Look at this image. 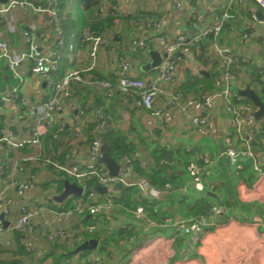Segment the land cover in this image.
Listing matches in <instances>:
<instances>
[{
    "label": "built area",
    "instance_id": "2783aa9c",
    "mask_svg": "<svg viewBox=\"0 0 264 264\" xmlns=\"http://www.w3.org/2000/svg\"><path fill=\"white\" fill-rule=\"evenodd\" d=\"M239 1L227 0L223 11L216 14L212 23L203 31L192 35L178 33L173 36L166 33L164 21L161 19L144 12H135L133 6L135 0L103 1L97 5L96 15L99 19H111V28L97 36L88 29H83L81 37L86 43L84 49L81 50L76 43H71L66 57L69 64L86 58L88 60L86 67L82 70L68 71L59 80H54L59 63V53L56 48L63 46V34L53 0H45L46 8L35 4L34 0H7L6 3L0 4V27L4 25V19L8 14L22 10L38 16L47 14L51 18V26L56 35L55 50L49 55L41 53L35 39L27 31L22 32L21 36L28 51L20 55L11 52L7 43L0 38V60L5 62L8 72L16 83L9 91L0 92V99L3 105L17 106L16 114L19 115L18 120L22 129L20 138H15L10 128L1 130L0 151L3 150V146L13 154L24 149L36 151L35 157L13 159L8 167L0 164V252L13 243V238L7 239L4 237V232L19 233L20 246L31 257L35 256L38 248L44 244L56 240L64 242L80 233L96 232V227L82 224L81 215L85 211L90 215L106 211L112 206L113 196L110 193L100 195L93 190L94 188H88L87 181L90 179L95 180L96 187L106 189L117 183H121L122 187L136 188L148 200L159 201L167 194V191L156 189L141 178H131L133 161H136L141 168L146 167L137 152L131 158H122L118 176H110L106 167L100 162L102 139L98 136V132L107 125L103 111L114 98L115 93L125 97L132 107L147 113L165 129L179 119L193 127L198 135L208 138L219 136V132L206 117L215 110L216 106L221 105L228 114L230 122V133H226L222 139L224 155L238 170H240L239 161L250 160L252 170L259 177H264V170L260 167V159L264 158L260 153V149H264V119L256 120V110L253 105L234 91L241 88L238 76L244 72L250 62L245 55L236 53L231 47L220 42L233 6ZM252 1L262 14L260 23L264 27V0ZM173 6L183 12L190 9L188 8L190 5L183 1H176ZM190 17L192 21L197 20L193 16ZM251 20L258 21L255 14H252ZM122 32L129 33L126 56L118 54L119 45L113 41L114 36ZM206 38L211 39L206 61L210 62V58H214L220 66V71L218 70L212 78L213 90L203 94L199 99H194L179 91L177 81L184 70L192 76L200 74L197 53ZM260 39L264 47V35ZM149 46L160 55V64L147 71L144 77H140L136 75L128 57L138 54L148 56ZM101 54L112 56V69L115 72L116 82L115 84L109 81L99 83L104 90L103 105L92 110L91 123H96V128L92 131L95 139L89 144L84 161L63 164L57 159L60 153L42 149L43 139L52 133V139L58 140V132L67 131L74 140L83 141L81 127L84 122L67 118L64 111L65 101H74L76 89L91 84L88 73L99 67ZM22 65L26 66L25 71L40 77L46 83L49 89L47 100L31 103L21 94L20 88L25 74L21 70ZM23 110L28 111V117L20 116L24 114ZM26 161L30 162L29 167L24 165ZM49 167L56 173L73 179V183L82 189L81 197L73 200L72 208L69 210L52 209L50 203L57 206L58 204L52 200L51 192L46 196L40 195L42 182L38 171ZM197 171L194 168L189 169L188 174L191 179ZM197 183L198 181L195 184ZM139 213H143V209ZM213 213L217 215L219 211ZM3 223H7L6 228ZM173 226L185 235H196L202 233L208 222L200 218L178 221ZM77 264L93 263L88 261Z\"/></svg>",
    "mask_w": 264,
    "mask_h": 264
},
{
    "label": "crops",
    "instance_id": "0c3cea01",
    "mask_svg": "<svg viewBox=\"0 0 264 264\" xmlns=\"http://www.w3.org/2000/svg\"><path fill=\"white\" fill-rule=\"evenodd\" d=\"M70 1L71 3L74 2V0ZM176 1L187 3L188 6L190 5L188 7L190 9L184 12L175 9L173 4ZM226 2L227 0H135L133 6L137 13L144 12L164 21V30L169 36H173L178 33L192 35L203 31L212 23L215 15L223 11L227 5ZM93 11L90 8L84 12L89 21L98 18L96 6H94ZM258 12L260 10L252 0H240L233 6L220 42L231 47L236 53L245 55L250 62L248 67L264 69V55L261 54L264 47H262L260 39L262 36L261 28L264 27L258 18L256 22L251 20L252 14L257 17ZM190 16L197 20L192 21ZM181 18H184V23L187 24L185 31H181L178 25ZM4 21V25L0 27V38L7 43L11 52L20 55L28 51L21 36L24 31L33 36L43 55H49L55 50L56 35L51 26V18L47 14L38 16L29 11L15 10L6 16ZM113 41L118 43L119 53L126 56L129 42L127 34L122 32L117 38L114 36ZM83 47L81 50L84 49ZM149 47V51H153V47ZM56 50L59 53V63L60 59L61 61L65 60L62 66L64 68L60 69V75L72 70H82L86 67L88 62L86 58L69 64L66 57L68 48L63 50L56 48ZM128 58L138 76H140L139 73H143L140 72V67L150 61L149 57L144 54H138L137 57L129 56ZM112 64V56L101 54L99 67L88 73L91 84L76 89L74 101H65L64 111L67 118L84 122L81 127L83 141L88 132L87 124L93 120L92 110L98 101L103 100L104 90L99 83L103 81L113 83L112 81L115 80ZM21 67H23L21 70L25 72L20 88L21 94L31 103H41L47 100L49 89L46 83L40 77L25 71L24 67L26 66L22 65ZM198 67H200V72H206L208 76L209 71L212 74L220 71V66L214 58H210V62L206 61L205 64L199 61ZM198 76L202 75L199 74ZM198 76H192L184 70L177 81L178 89L184 87L190 77ZM238 77L240 89L250 88V81L251 79L254 80L253 78L244 72ZM0 78L4 81V84L0 85V92H7L14 86L15 82L3 60H0ZM202 95L195 97L197 95L193 92L189 94L190 98L194 99H199ZM113 99L110 103V107H112L110 115H106L107 125L110 124L112 128L120 129L123 132L134 127L137 133H140L141 138L151 146L196 149L198 155L203 156L201 158L204 160L192 161L189 165L188 169L198 170L193 179L190 178L188 169L186 172L175 171L183 180V184L178 189L167 192L157 201L155 209H157L156 213L159 217L153 221L154 224L141 223L134 218L125 219L117 214L113 215L109 225L103 228L105 235L109 236L121 224L129 223L134 232L132 236L126 241L121 251L117 250V254L116 252H107L100 255L97 251L100 243L96 239L98 241L97 249L91 251L86 259L80 263L89 261L93 264H264V177H259L253 170H247V174H245V169L241 170L239 162L240 170L233 167L228 157L224 155L222 139L226 133H230V122L223 107L221 105L216 106L215 110L207 117L201 115L215 125L219 132V136L208 138L198 135L193 127L179 119H176L174 124L165 129L161 123L151 118L147 113L128 105L118 93H115ZM16 113V105H3L0 99V122L2 123L0 131L10 128L15 138H20L22 129L18 120L19 115ZM20 116L28 117V111H24V114H20ZM117 116L120 120L117 119ZM153 131H159L158 136ZM68 134L65 132L58 138L62 144L57 146L58 153H60L59 149L67 152V159L70 164L80 163L85 159L87 147L83 141L74 140ZM53 142L51 140V143ZM51 143L49 145L43 143L42 149L44 151L52 150L56 153L57 150L54 151L51 148ZM33 152L20 151L16 154L11 153L9 157L6 151L1 150L0 164L8 166L13 159L31 158L30 155ZM141 152H144V148H141ZM260 153L262 155L261 151ZM140 156L146 165L155 166L150 159H147L148 156H145L146 159L142 155ZM263 160L264 158L260 159V167L264 170ZM38 173L42 184L51 178L49 168L39 169ZM197 181L198 183L195 184ZM40 195L46 196L41 190ZM51 195H53L52 197L57 196L54 193ZM140 196L145 198L141 194ZM184 199L188 200L187 204L204 200L207 208L203 212L194 211L197 212V215L189 217L188 208L182 205ZM216 210L219 211L217 215L213 213ZM200 218L206 219L208 222V226L203 228L201 234L185 235L173 226L178 221L198 220ZM4 235L7 239L13 238V243L0 252V264L12 260L20 264H28V260L31 261L32 259L31 257H27L25 260L18 255L20 240L18 241L16 233L4 232ZM72 261L78 263L74 259ZM31 264L34 263L31 262ZM35 264H38V261H35Z\"/></svg>",
    "mask_w": 264,
    "mask_h": 264
},
{
    "label": "trees",
    "instance_id": "16d2710c",
    "mask_svg": "<svg viewBox=\"0 0 264 264\" xmlns=\"http://www.w3.org/2000/svg\"><path fill=\"white\" fill-rule=\"evenodd\" d=\"M103 1L106 0H74V2L72 3L70 0H53L55 10L59 16V19L61 20L60 22H62L61 28L63 34V46L61 47V50L68 48L69 44L71 43H76L79 47H85L86 43L82 41L81 37L83 29H88L93 35L97 36L102 33H106L111 28V19L109 18H96L97 20L89 21L84 15L85 11L90 9L92 6L97 7V5ZM34 3L44 8L47 7L45 0H34ZM81 5H83L82 8ZM119 34L115 35L116 38ZM210 40V38L204 39L203 43L200 45V50L197 53L198 60L203 64L206 63ZM118 54L122 56L119 51ZM144 55L147 57V54ZM132 57H137V55H133ZM64 61L65 60L61 61L60 59V63H58V70L54 76V80H59L64 75H60V69L64 68L62 67ZM245 70L244 73H246L250 78L254 79H251L250 81V88L255 91V93L260 97L261 101L264 103V97H262V94L264 95V69H257L256 67L247 66L245 67ZM216 73L217 72H215V74H212L209 71L208 77H190L185 86L179 88V91L186 96H189V94L193 92V94L197 95L195 97H199L202 94L209 93L213 90L212 78L214 75H216ZM139 75L140 77H144L146 73H139ZM112 82V84H115V80ZM2 84H4V81L2 78H0V85ZM15 85L16 83H14V86ZM78 89H80V87L77 88V90ZM234 91H236V89ZM122 98L126 101L128 105L131 106L129 100H127L125 97ZM112 100L110 101V103H112ZM110 103L106 106L103 111L105 119L106 115H110V112L112 110V107H110ZM100 105H103V100L98 101L95 107ZM117 119H119V116H117ZM87 125L88 132L85 134L86 138L83 143L88 149L89 144L95 139L94 135L92 134V131L96 128V123H88ZM111 126L112 125L110 124L106 125L103 130L98 132V136L100 137V139L104 140V142L109 146L110 158L115 163L120 164L123 157L131 158L136 152L142 155L144 159H146L145 156H148L147 159H150L152 163L155 164V166L146 165V169H144L141 168L136 161H133L130 176L132 179L141 178L156 189L165 190L167 192H171L175 189H178L180 185L183 184V180L176 174L175 171L180 170L186 172L192 161L197 162L199 161V159L202 160V158H199L200 156L198 155V150L196 151V149H173L171 147L160 145L151 146L149 143L147 144L143 138H141L140 133H137L134 127H130L126 132H123L120 129L112 128ZM1 127L2 123L0 122V128ZM65 132L67 134L69 133L67 131ZM65 132H58V138H60L61 134H64ZM49 135L51 137L47 135L43 139V143L45 145H49L51 143V140L52 142L55 141L51 143V148H53L55 151L58 149V144L61 143L59 142V139H52V133ZM141 148H144V152H141ZM3 150L9 154V157L11 156V152L5 146H3ZM22 151L28 152L31 151V149H24ZM59 151L60 155L57 158L58 161L63 164L67 163L68 153L63 152L60 149ZM260 151L262 152V154H264L263 148H261ZM239 164L241 165V170L245 169V174H247V170L252 171L250 160L242 159L241 161H239ZM24 165L26 167H29L30 162L26 161ZM49 169L51 173V179L43 182V184L40 185V190L43 191L44 194L51 192L58 195L63 189L64 181L74 182L73 179L65 175L62 176L59 173H56L55 171H53L52 168L49 167ZM87 187L90 189L95 188V180H88ZM73 200L76 199H66L61 204H58V206L52 205L50 203V207L57 211L69 210L72 208ZM187 201L188 200L184 199L182 205L188 208L189 217L197 215V212L194 211L198 210L200 212H203L207 208V204L204 200H199L196 203L192 202L190 204H187ZM157 203L158 202L156 200H148L142 198L136 188L122 187L119 195L113 196L112 207L110 209L95 215H90L88 211H85L81 215L82 224H84V226L96 227V232H94L93 234H76L71 238L64 240V242H59L58 240H56L53 243H47L45 246L44 257L43 260L40 261V264H68L72 261V259L76 260V262L78 263L84 261V259H86V256L89 255L91 251L79 252L76 255H73L72 252L83 241L90 238H94L99 241L100 244L97 251L100 255L105 254L107 252H116L117 254V250H122V247L125 246L126 241H128V239L130 238V236H132L134 232L132 231L129 223H125L118 226L115 231L109 234V236L105 235V232H103V228H106V226L109 225L110 221L112 220V216H115L117 214L121 215L125 219L134 218L141 223L154 224L153 221L159 217V215L156 213L157 209H155ZM141 209H143V213L140 214L139 211ZM16 237L19 241L21 235L16 232ZM18 251V255L21 256L22 259L27 260V257H31L27 255V253L19 245V243ZM4 264L20 263L12 260L9 262H5Z\"/></svg>",
    "mask_w": 264,
    "mask_h": 264
},
{
    "label": "water",
    "instance_id": "95a60500",
    "mask_svg": "<svg viewBox=\"0 0 264 264\" xmlns=\"http://www.w3.org/2000/svg\"><path fill=\"white\" fill-rule=\"evenodd\" d=\"M7 0H0V3H6ZM257 18L259 20H262V14L261 12L257 13ZM261 54L264 55V50L261 51ZM149 63H146L140 67V72H147L150 71L160 64V55L155 51H149ZM200 75L207 77L208 73L206 72H200ZM236 94L247 99L255 108V118L256 120H262L264 119V103L261 101L260 97L255 93L254 90L250 88L245 89H236ZM205 116V115H204ZM158 132L153 131V133L158 136ZM102 146H101V158L100 162L106 167L108 170V173L110 176H118L120 173V167L117 163H115L109 156V146L104 142V140H101ZM112 187L122 188L121 183H117L116 185ZM110 187V188H112ZM102 188V187H95L93 190L100 194L104 195L109 193V189ZM82 195V189L78 187L73 182L64 181L63 182V191L57 195L52 197V200L55 203L61 204L64 200L68 198H79ZM4 227L7 226V223H3ZM98 247V241L94 238L87 239L83 241L76 249L73 250L72 254L76 255L79 252H85V251H94Z\"/></svg>",
    "mask_w": 264,
    "mask_h": 264
},
{
    "label": "rangeland",
    "instance_id": "374dc122",
    "mask_svg": "<svg viewBox=\"0 0 264 264\" xmlns=\"http://www.w3.org/2000/svg\"><path fill=\"white\" fill-rule=\"evenodd\" d=\"M82 6H83V5H81V8H82ZM91 8H92V11H93L94 6H92ZM93 12H94V11H93ZM60 18H61V15H60ZM178 25H179V27L181 28V31H185L186 28H187V24L184 23V18H181V19H180V21L178 22ZM261 32H262L261 34L264 35V28H261ZM125 33L127 34V36L129 35L128 32H125ZM128 37H129V36H128ZM262 97H264L263 94H262ZM262 99H263V98H262ZM263 100H264V99H263ZM35 155H36V151H34V152L30 155V157H35ZM201 157H203V156H200V158H201ZM202 160H204V158H203ZM188 171H189V169H188ZM120 190H121L120 188L112 187V188L109 189V193H110L112 196H117V195H119ZM73 223H74V221H73ZM41 239H43V238H41ZM45 246H46V245L44 244L43 246H40V247L38 248L35 257H34V258L31 257L32 259H31V261L28 260V264H31V262H33V263L35 264V261H38V264H39L40 261L43 260V257H44V251H45ZM33 260H34V261H33ZM29 262H30V263H29ZM70 264H76V263H75L74 261H71Z\"/></svg>",
    "mask_w": 264,
    "mask_h": 264
}]
</instances>
